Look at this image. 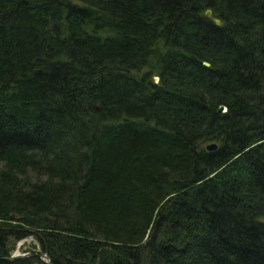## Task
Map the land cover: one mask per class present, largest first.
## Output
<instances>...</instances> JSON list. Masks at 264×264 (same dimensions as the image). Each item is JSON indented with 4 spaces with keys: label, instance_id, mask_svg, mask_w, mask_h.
<instances>
[{
    "label": "trees",
    "instance_id": "1",
    "mask_svg": "<svg viewBox=\"0 0 264 264\" xmlns=\"http://www.w3.org/2000/svg\"><path fill=\"white\" fill-rule=\"evenodd\" d=\"M28 236L264 264V0H0V264Z\"/></svg>",
    "mask_w": 264,
    "mask_h": 264
},
{
    "label": "water",
    "instance_id": "2",
    "mask_svg": "<svg viewBox=\"0 0 264 264\" xmlns=\"http://www.w3.org/2000/svg\"><path fill=\"white\" fill-rule=\"evenodd\" d=\"M207 14L210 15V16L213 15L211 8H208L207 9ZM215 20H216L217 23H220L221 22V19L218 18V17H216ZM156 79H158V77H156ZM225 108H226L225 105H221L220 108H219V111H224ZM217 146H218V143L217 142H210V143L207 144V148L208 149H214ZM27 254H31V252H22V253L21 252H15L10 257L11 258H15V257H20V256H23V255H27ZM37 254L40 257H42L43 259H45L48 263L53 264L52 261H51L50 255L43 249V247L41 245H39V249L37 251Z\"/></svg>",
    "mask_w": 264,
    "mask_h": 264
},
{
    "label": "rangeland",
    "instance_id": "3",
    "mask_svg": "<svg viewBox=\"0 0 264 264\" xmlns=\"http://www.w3.org/2000/svg\"><path fill=\"white\" fill-rule=\"evenodd\" d=\"M40 243L33 237V236H28L24 239H20L16 242L15 248H14V253L15 252H30L29 250L34 249L38 250L39 249Z\"/></svg>",
    "mask_w": 264,
    "mask_h": 264
}]
</instances>
